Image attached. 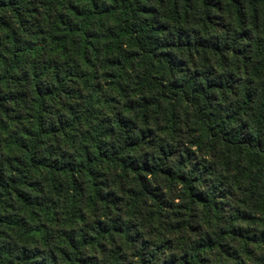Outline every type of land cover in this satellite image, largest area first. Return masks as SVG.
Masks as SVG:
<instances>
[{
	"label": "trees",
	"instance_id": "1",
	"mask_svg": "<svg viewBox=\"0 0 264 264\" xmlns=\"http://www.w3.org/2000/svg\"><path fill=\"white\" fill-rule=\"evenodd\" d=\"M0 264H264V0H0Z\"/></svg>",
	"mask_w": 264,
	"mask_h": 264
}]
</instances>
